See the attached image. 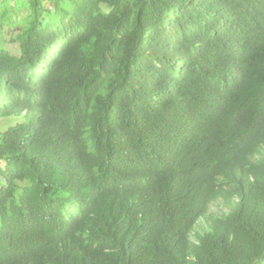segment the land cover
<instances>
[{
    "label": "trees",
    "instance_id": "1",
    "mask_svg": "<svg viewBox=\"0 0 264 264\" xmlns=\"http://www.w3.org/2000/svg\"><path fill=\"white\" fill-rule=\"evenodd\" d=\"M6 120L0 264H264V0H0Z\"/></svg>",
    "mask_w": 264,
    "mask_h": 264
},
{
    "label": "rangeland",
    "instance_id": "2",
    "mask_svg": "<svg viewBox=\"0 0 264 264\" xmlns=\"http://www.w3.org/2000/svg\"><path fill=\"white\" fill-rule=\"evenodd\" d=\"M11 125H14V122H12L11 120H6V121L0 122V128H2V130L7 129Z\"/></svg>",
    "mask_w": 264,
    "mask_h": 264
},
{
    "label": "clouds",
    "instance_id": "3",
    "mask_svg": "<svg viewBox=\"0 0 264 264\" xmlns=\"http://www.w3.org/2000/svg\"><path fill=\"white\" fill-rule=\"evenodd\" d=\"M212 203H214V204L211 205V208H212V210L215 211V212H218V211H219L218 208H217L218 205L223 204L222 201H221V199H218V200H216V201H213Z\"/></svg>",
    "mask_w": 264,
    "mask_h": 264
}]
</instances>
